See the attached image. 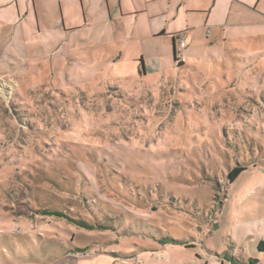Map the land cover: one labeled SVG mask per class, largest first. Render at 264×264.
<instances>
[{
  "label": "rangeland",
  "instance_id": "rangeland-1",
  "mask_svg": "<svg viewBox=\"0 0 264 264\" xmlns=\"http://www.w3.org/2000/svg\"><path fill=\"white\" fill-rule=\"evenodd\" d=\"M42 1L41 41L0 27V264H264V0L184 63L106 0L74 30Z\"/></svg>",
  "mask_w": 264,
  "mask_h": 264
},
{
  "label": "crops",
  "instance_id": "crops-1",
  "mask_svg": "<svg viewBox=\"0 0 264 264\" xmlns=\"http://www.w3.org/2000/svg\"><path fill=\"white\" fill-rule=\"evenodd\" d=\"M48 1L53 3V0ZM65 1L68 2V5L66 12L65 10L64 12L71 21V26H69L70 30L81 27L80 23L75 24L77 23L75 22L77 20V6H75V3L72 0ZM110 1L111 0H106L107 17L104 19L109 22L115 20L120 23L125 16H132L130 17V21L134 22L135 26L139 23L140 26L145 27L143 30L145 37L168 40L171 38L172 51L173 44L176 48V37L179 34H184L186 40V50H184V53L186 51V54H184L186 61H188L190 57L187 55L188 43H194L195 40L197 41V39L202 38L204 34L208 35V33H212V29L208 28L207 30V26L214 11L219 10V12L227 14V22L224 25H229L230 28L236 27V25L239 24L237 20H234L233 23L228 22L231 12H235V7L236 15L242 16L244 12V9L242 8H248L251 10V7H254L253 10H256L260 4L257 3L258 0H116L117 6L114 4V6L111 7ZM58 2L61 3V0H58ZM36 5V0H0V27L8 24L15 29L14 33H12L11 36H8V38L12 39L21 35L24 38L34 37L36 38V41L38 40V37L44 29L40 25V18ZM40 7H43L42 0ZM52 9H56L55 4L52 5ZM42 10L43 12H47V9ZM60 10L61 13H63L62 6ZM238 10H241L240 14L238 13ZM258 10L260 11L259 14L264 16V9L258 8ZM9 12H11L10 15ZM80 13H83L85 17L89 13L88 17L91 19L96 18L91 7L84 8L83 6L82 9H80ZM45 17H47V15H45ZM51 21L52 25H59L57 18L54 17V20L51 19ZM62 23V30L67 31L68 26L66 24L64 25L63 18ZM17 30H19V35ZM228 32L229 29L225 33L226 37H228ZM240 37L243 38L244 36ZM41 39H43V37ZM39 41L41 40H38L37 42ZM20 48L22 49L23 46H20ZM22 52H24V50H22ZM10 54L12 57L18 56H16L13 50ZM244 263L246 264L248 262ZM222 264L230 263H224L223 261Z\"/></svg>",
  "mask_w": 264,
  "mask_h": 264
},
{
  "label": "trees",
  "instance_id": "trees-1",
  "mask_svg": "<svg viewBox=\"0 0 264 264\" xmlns=\"http://www.w3.org/2000/svg\"><path fill=\"white\" fill-rule=\"evenodd\" d=\"M174 59H175V61H177V58H176V57H175ZM243 170H244V167H237V168H234V169L230 172V175H229L230 179H231V180L236 179L237 176H238ZM54 214H56V215H62L61 213H57V212H55ZM79 224H80L81 226L85 227V228H92V227H93L92 225L88 224L86 221H83V220H80V221H79ZM257 248H258L260 251H264V241H263V240H261V241L258 243ZM231 263H232V264H245L244 262H241V261H239L238 259H235V258H231ZM256 263H257V259H256V258H255V259L251 258V259L249 260V262L246 263V264H256Z\"/></svg>",
  "mask_w": 264,
  "mask_h": 264
},
{
  "label": "built area",
  "instance_id": "built-area-1",
  "mask_svg": "<svg viewBox=\"0 0 264 264\" xmlns=\"http://www.w3.org/2000/svg\"><path fill=\"white\" fill-rule=\"evenodd\" d=\"M176 41H177V43H176V57H177V60H178V62L184 63V62H186V57L184 55V49H185L186 40H185L184 34H179L176 37Z\"/></svg>",
  "mask_w": 264,
  "mask_h": 264
},
{
  "label": "water",
  "instance_id": "water-1",
  "mask_svg": "<svg viewBox=\"0 0 264 264\" xmlns=\"http://www.w3.org/2000/svg\"><path fill=\"white\" fill-rule=\"evenodd\" d=\"M173 55H174V58H175V46L173 44Z\"/></svg>",
  "mask_w": 264,
  "mask_h": 264
},
{
  "label": "bare ground",
  "instance_id": "bare-ground-1",
  "mask_svg": "<svg viewBox=\"0 0 264 264\" xmlns=\"http://www.w3.org/2000/svg\"><path fill=\"white\" fill-rule=\"evenodd\" d=\"M176 49V48H175ZM175 56H176V51H175ZM177 58V57H176Z\"/></svg>",
  "mask_w": 264,
  "mask_h": 264
}]
</instances>
